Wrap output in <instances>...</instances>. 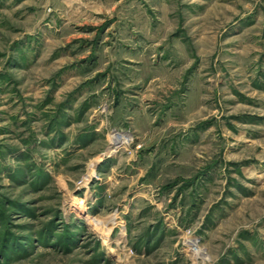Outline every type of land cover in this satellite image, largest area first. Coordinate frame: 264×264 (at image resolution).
<instances>
[{
    "label": "rangeland",
    "instance_id": "374dc122",
    "mask_svg": "<svg viewBox=\"0 0 264 264\" xmlns=\"http://www.w3.org/2000/svg\"><path fill=\"white\" fill-rule=\"evenodd\" d=\"M0 264H264V0H0Z\"/></svg>",
    "mask_w": 264,
    "mask_h": 264
},
{
    "label": "bare ground",
    "instance_id": "6f19581e",
    "mask_svg": "<svg viewBox=\"0 0 264 264\" xmlns=\"http://www.w3.org/2000/svg\"><path fill=\"white\" fill-rule=\"evenodd\" d=\"M111 142L116 145V147L120 146L126 141L125 136H120L119 134H114L112 137ZM191 245H194L193 242L190 243Z\"/></svg>",
    "mask_w": 264,
    "mask_h": 264
}]
</instances>
